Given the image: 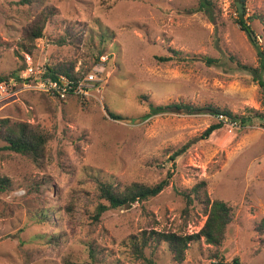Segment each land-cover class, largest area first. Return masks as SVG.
<instances>
[{"label": "rangeland", "instance_id": "rangeland-1", "mask_svg": "<svg viewBox=\"0 0 264 264\" xmlns=\"http://www.w3.org/2000/svg\"><path fill=\"white\" fill-rule=\"evenodd\" d=\"M237 1L214 0L208 18L199 0H0V75L8 78L0 120L27 122L49 135L38 161L0 149V178L11 180L0 192V264H211L216 248L203 240L192 242L182 261L165 243L146 248L147 258L130 248L143 230L198 232L207 215L201 204L186 209L179 191L201 180L211 199L233 209L220 247L225 258L264 264V234L255 231L264 217V118L254 116L264 113V88L237 66L259 64L257 47L237 23ZM45 7L53 15L28 51L25 28ZM243 8L248 23L264 32L259 19L249 18L264 13V0H245ZM169 55L174 59L157 58ZM29 61L43 71L62 65L94 74L92 94L62 100L42 87L43 72L35 82L18 79L14 72ZM173 102L252 115V122L240 128L227 119L202 138L217 115L150 114L151 103ZM171 170L157 196L94 221L100 181L120 189L155 185Z\"/></svg>", "mask_w": 264, "mask_h": 264}, {"label": "trees", "instance_id": "trees-1", "mask_svg": "<svg viewBox=\"0 0 264 264\" xmlns=\"http://www.w3.org/2000/svg\"><path fill=\"white\" fill-rule=\"evenodd\" d=\"M36 0H18L20 4H31ZM215 2L214 0H199L198 11L205 13L208 18H212L214 13ZM239 13V10H237ZM246 9L243 13H239L237 23L243 29L252 43L257 47L259 56V64L252 66L249 64L241 63L237 61L238 68L248 70L252 73L253 79L258 81L264 88V48L259 43L258 35L264 38V32L257 33L247 21ZM53 15V9L45 7L39 15L25 28V37L30 42L26 47L30 51L33 43L38 39L44 37V31L48 20ZM250 19H259L264 24V13L255 14L249 16ZM175 54L179 51L171 49ZM110 57H112L110 55ZM161 61L173 60L172 55L158 56ZM234 60V58H231ZM207 63L212 64L215 62L213 58H207ZM26 68V67H25ZM23 67L17 69L14 75L18 79L20 77ZM42 77H50L54 80H60L61 76L67 77L71 81H78L83 77L80 73L74 71L73 67L58 66H46L43 71ZM8 81L7 76L0 75V83ZM70 95H76L71 92ZM81 96V95H76ZM83 96V95H82ZM81 96V97H82ZM84 97V96H83ZM151 113L157 114L164 111H179L181 113H195L197 111H211L215 115L223 114L231 119L233 122L240 123V128L246 124L252 122V115H233L230 111L221 110L215 106L208 105L205 107H198L186 102H173L170 104H150ZM252 111V110H251ZM111 117L115 119H123V115L114 111H109ZM149 116V114H146ZM254 116L264 118V113H255ZM223 120L211 124L203 133L202 138H208L217 129L224 125ZM0 139L4 141V145L0 146V149L11 150L17 153H21L32 158L34 161H38L43 156L46 144L49 140V135L46 132H40L32 127L27 122H11L8 118L0 120ZM190 143L185 144L182 148L176 150L171 159H176L188 148ZM173 171H168L167 176L155 185H146L133 183L126 186L124 189H120L118 186L110 181H100L98 185V204L94 210L93 219L95 222L100 221L103 214L112 209H122L133 206L136 202L145 201L151 197L160 194L169 184L170 179L173 176ZM11 180L8 177L0 178V192L7 191L10 188ZM179 194L183 197L186 203V209L191 205L201 204L204 212L207 215L205 224L203 227L195 233L191 234H179L176 232H165L157 230H143L140 235L131 238L130 248L132 252L140 258H147L145 253L146 248H151L154 244L158 246L162 243L168 245V249L174 255V258L182 261L185 257L186 250L189 248L192 242H200L203 240L206 244L216 248L211 252L212 262L211 264H241L240 255H236L232 260H227L220 247L223 245L226 239V233L229 224L233 220V209L226 201L222 199H211L207 190V181L201 180L197 182L193 187L186 190H180ZM255 231L260 234H264V217L259 221ZM91 256L96 257L94 247H91ZM150 260V259H149Z\"/></svg>", "mask_w": 264, "mask_h": 264}, {"label": "built area", "instance_id": "built-area-1", "mask_svg": "<svg viewBox=\"0 0 264 264\" xmlns=\"http://www.w3.org/2000/svg\"><path fill=\"white\" fill-rule=\"evenodd\" d=\"M259 41H262L261 36L258 35ZM45 70V69H44ZM43 69L36 68L32 61H29L28 67L24 69L21 73V78L24 82H35L38 78L37 74H41ZM42 75V74H41ZM41 81L42 87L52 91L55 95H57L60 99L65 100L70 95L71 92H74L76 95H83L84 97H88L92 94V89L94 88V82L96 81L94 74H89L78 81H71L67 77L61 76L60 80H54L50 77H42ZM8 87V82L3 81L0 83V93L1 91H6ZM82 96V97H83ZM219 120L226 121L229 119L227 116L223 114H219ZM20 194H23L25 190H19Z\"/></svg>", "mask_w": 264, "mask_h": 264}, {"label": "water", "instance_id": "water-1", "mask_svg": "<svg viewBox=\"0 0 264 264\" xmlns=\"http://www.w3.org/2000/svg\"><path fill=\"white\" fill-rule=\"evenodd\" d=\"M244 2H245V0L237 1V6H238V10H239V13H240V14L243 13Z\"/></svg>", "mask_w": 264, "mask_h": 264}]
</instances>
